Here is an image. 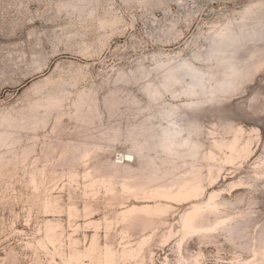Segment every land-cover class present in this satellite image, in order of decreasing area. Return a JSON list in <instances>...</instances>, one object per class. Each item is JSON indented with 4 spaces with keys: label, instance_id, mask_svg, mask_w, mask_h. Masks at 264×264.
<instances>
[{
    "label": "rangeland",
    "instance_id": "374dc122",
    "mask_svg": "<svg viewBox=\"0 0 264 264\" xmlns=\"http://www.w3.org/2000/svg\"><path fill=\"white\" fill-rule=\"evenodd\" d=\"M0 264H264V0H0Z\"/></svg>",
    "mask_w": 264,
    "mask_h": 264
},
{
    "label": "bare ground",
    "instance_id": "6f19581e",
    "mask_svg": "<svg viewBox=\"0 0 264 264\" xmlns=\"http://www.w3.org/2000/svg\"><path fill=\"white\" fill-rule=\"evenodd\" d=\"M131 188V187H130ZM162 188V187H161ZM161 188H155L156 191H162V192H166V190H162ZM165 189V188H164ZM194 214H191V215H188L187 216V228H193L194 227V224H193V221H194Z\"/></svg>",
    "mask_w": 264,
    "mask_h": 264
}]
</instances>
